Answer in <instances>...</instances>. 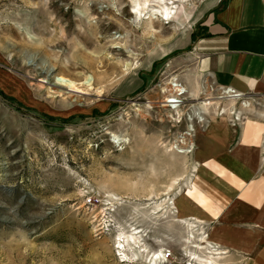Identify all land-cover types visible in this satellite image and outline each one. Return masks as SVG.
I'll list each match as a JSON object with an SVG mask.
<instances>
[{
    "label": "rangeland",
    "instance_id": "1",
    "mask_svg": "<svg viewBox=\"0 0 264 264\" xmlns=\"http://www.w3.org/2000/svg\"><path fill=\"white\" fill-rule=\"evenodd\" d=\"M201 1L164 24L136 22L130 0H0V90L23 106L0 96V264H130L119 262L117 241L131 228L150 255L170 251L159 264L209 256L205 244L194 248L197 227L178 246L166 232L178 223L173 199L190 187L189 153L177 151L189 149V126L204 128L197 103L243 116V101L218 97L209 80L187 88L180 79L192 73L179 46ZM131 60L138 68L121 78ZM173 78L179 114L161 104L177 99L162 93ZM58 81L83 94L52 96ZM209 110L202 117L218 115Z\"/></svg>",
    "mask_w": 264,
    "mask_h": 264
},
{
    "label": "crops",
    "instance_id": "2",
    "mask_svg": "<svg viewBox=\"0 0 264 264\" xmlns=\"http://www.w3.org/2000/svg\"><path fill=\"white\" fill-rule=\"evenodd\" d=\"M193 18L182 47L169 50H190L192 73L180 79L187 88L204 78L234 91L243 116L235 122L213 114L190 140V187L173 199L178 223L167 228L168 243L191 242L197 227L214 264H264V0H202Z\"/></svg>",
    "mask_w": 264,
    "mask_h": 264
},
{
    "label": "bare ground",
    "instance_id": "3",
    "mask_svg": "<svg viewBox=\"0 0 264 264\" xmlns=\"http://www.w3.org/2000/svg\"><path fill=\"white\" fill-rule=\"evenodd\" d=\"M130 1L132 4L130 14H132L134 16V20L136 22H141V20H147L148 22H151L153 20H159V21L163 22L164 24L165 23L170 24L171 22H173L176 19L177 11L180 10V8H181L180 6L184 5V3L186 4L188 2V0H130ZM114 48H118V47H114ZM133 58L134 57H132L131 59H133ZM137 68H138L137 62H134L133 60L125 63L123 65V75L121 76V78L128 76L132 71H134ZM93 79L94 78H92V80ZM95 82H97V81L95 80ZM175 82H176L175 78H173L170 82H168V85L170 86L169 90L164 89V90H162V93L163 94L164 93H171V94L175 93L178 89V85ZM40 83L43 85L48 84V82H46L44 80H40ZM51 86L56 88V89H53V95L52 96H54V97L64 96L65 93H73V94H77V95L83 94V92H81V90H78L77 88L70 86V85L63 83V82L58 81ZM58 91H61L62 93H58ZM231 93H233V92H231ZM183 94L179 95V96H176L173 94V96H175L177 99H174V98H168L167 99L165 97V99L161 103L162 107H165L169 110L176 111L177 106H180V102H183L182 101ZM239 96H240L239 94H230L227 98L233 104L236 99L240 98ZM65 97H67V96H64V98ZM197 104L199 107H198V110H196L194 114L195 115L197 114L199 119L202 117L201 114H206V113H208V111H210L209 110L210 107L215 110L213 112L221 114V115H224L227 112V109L217 108V106H211L210 103L201 102V103H197ZM176 113L179 114L178 111H176ZM230 114L234 115L235 113L230 110ZM189 129L191 131L190 126H189ZM113 141H115L116 143L119 142V140L116 137H113ZM177 153L178 154H183V153L187 154V153H189V151L179 150V151H177ZM128 233H129L128 236H123L122 234L118 235V241H117L118 247L117 248L121 250V251L119 250L120 251V255H119L120 256V259H119L120 263L131 262L134 264L138 260V255L142 256V258L145 257L144 259H145L147 264H157L159 261L163 260L162 259L163 257L165 258V255L164 256L162 255L163 250H161L157 253L154 252L150 255V253L148 252L146 247L142 244L143 242H142V236L140 235L141 234L140 231H137L136 229L131 228V229H129ZM200 241L205 245L209 244L208 239L204 233H202V235L200 237ZM124 244H126L131 249V251L133 252L131 257L127 256L124 253V246H125ZM195 248L197 250H203L204 249L200 245L195 246ZM205 249L211 250L210 246H208L207 248L205 247ZM212 252L213 251H208L207 254L209 256H207L206 258H201L195 252H193L191 254L188 253V261H190L191 263H194V264H214L215 262L213 263V261H212L213 260L212 255H214V253L212 254Z\"/></svg>",
    "mask_w": 264,
    "mask_h": 264
},
{
    "label": "built area",
    "instance_id": "4",
    "mask_svg": "<svg viewBox=\"0 0 264 264\" xmlns=\"http://www.w3.org/2000/svg\"><path fill=\"white\" fill-rule=\"evenodd\" d=\"M178 84H180L181 85V83H178ZM231 90L230 89H226V90H220V96H218V97H220V98H222V97H226L227 95H229V94H234V93H229ZM231 92H234V91H231ZM183 98H184V96H183ZM182 98V99H183ZM183 102H180V106L184 103V100H182ZM221 112V111H220ZM221 114H218V116H220ZM208 118V115H205L204 117H202V118H200L199 120H197V125H201V126H204L205 127V125L208 123V121H209V118ZM235 122H238L239 121V119L236 117L235 119ZM192 134H190V136H194L195 135V133H196V130H195V128L192 130L191 129V131H190ZM193 150V145L190 143L189 144V149L187 150V151H189V153L191 152ZM166 251V252H165ZM164 251V255H165V258L166 259H168L169 257H170V255H171V253H170V251L169 250H165Z\"/></svg>",
    "mask_w": 264,
    "mask_h": 264
},
{
    "label": "trees",
    "instance_id": "5",
    "mask_svg": "<svg viewBox=\"0 0 264 264\" xmlns=\"http://www.w3.org/2000/svg\"><path fill=\"white\" fill-rule=\"evenodd\" d=\"M194 38V36H193ZM0 96L3 98V99H6L8 100L9 102H12V103H15L17 104L19 107H23L22 104H20L19 102H17L14 98L12 97H9V96H6L1 90H0ZM44 118H46L47 121H54L55 119L52 118V117H49V116H43ZM72 118L69 117L67 119H61L60 121L62 123H67L69 120H71Z\"/></svg>",
    "mask_w": 264,
    "mask_h": 264
}]
</instances>
